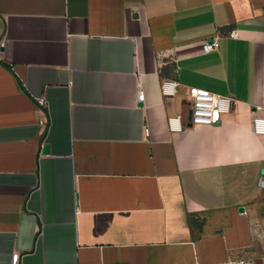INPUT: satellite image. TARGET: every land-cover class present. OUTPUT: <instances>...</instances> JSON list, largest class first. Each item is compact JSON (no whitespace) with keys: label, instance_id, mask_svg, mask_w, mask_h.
Returning <instances> with one entry per match:
<instances>
[{"label":"crops","instance_id":"obj_1","mask_svg":"<svg viewBox=\"0 0 264 264\" xmlns=\"http://www.w3.org/2000/svg\"><path fill=\"white\" fill-rule=\"evenodd\" d=\"M255 118L264 0H0V264H264Z\"/></svg>","mask_w":264,"mask_h":264},{"label":"built area","instance_id":"obj_2","mask_svg":"<svg viewBox=\"0 0 264 264\" xmlns=\"http://www.w3.org/2000/svg\"><path fill=\"white\" fill-rule=\"evenodd\" d=\"M218 49L217 41L212 43L206 42L204 45V51L206 53L213 52ZM162 92L165 97L173 96L176 93L175 84L172 82H165L162 86ZM144 91L138 90L137 100L139 103H143L145 100ZM192 100V120L191 126H215L220 124L221 116L223 114L230 113L232 110L233 99L227 96H222L216 93L207 92L203 90H193ZM170 125L172 130H180L182 123L179 118L170 119ZM253 131L257 135H264V119L255 118L253 120ZM146 137H149V131H145ZM261 187L264 188V175L261 178ZM20 254L16 253L13 255L12 264H20Z\"/></svg>","mask_w":264,"mask_h":264},{"label":"water","instance_id":"obj_3","mask_svg":"<svg viewBox=\"0 0 264 264\" xmlns=\"http://www.w3.org/2000/svg\"><path fill=\"white\" fill-rule=\"evenodd\" d=\"M138 106L139 107H142L143 104L142 103H139ZM191 120H192V111L190 110V112L188 114V118H187V121H188V124L189 125H191L190 124ZM49 150H50V147L48 145H45L44 146V150H42V151H44V154H48L50 152ZM262 175H264V169L262 170ZM240 211L241 212H244V209L243 208H240Z\"/></svg>","mask_w":264,"mask_h":264}]
</instances>
